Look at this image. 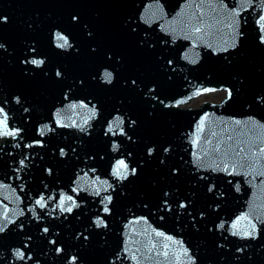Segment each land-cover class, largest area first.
I'll list each match as a JSON object with an SVG mask.
<instances>
[{"label":"water","instance_id":"95a60500","mask_svg":"<svg viewBox=\"0 0 264 264\" xmlns=\"http://www.w3.org/2000/svg\"><path fill=\"white\" fill-rule=\"evenodd\" d=\"M0 17V130H20L0 135V264H264V0H0Z\"/></svg>","mask_w":264,"mask_h":264},{"label":"snow or ice","instance_id":"6c2138e0","mask_svg":"<svg viewBox=\"0 0 264 264\" xmlns=\"http://www.w3.org/2000/svg\"><path fill=\"white\" fill-rule=\"evenodd\" d=\"M5 19L6 18H4V17H0V20H5ZM77 19H78L77 17H75V16L73 17L74 21L77 20ZM261 20L264 21V17H261ZM200 30L201 29L199 27L194 29V31H196V32H199ZM89 35H91V33H89ZM56 39L58 41V45H57L58 47H60V48L70 47L68 38L66 36H64L63 34L57 33L56 34ZM0 46H2V45H0ZM233 46H235V45H233ZM33 51H35V50L33 49ZM24 63H32V64H34L36 66H40V65H42L44 63V61L42 59H32L30 61L26 60V61H24ZM55 75L57 77H61L62 73H61L60 70H57L55 72ZM104 76H105L106 82L111 83L112 73L106 71L104 73ZM130 83L135 85L136 81L135 80H131ZM228 94H229V96H231V92L230 91H229ZM16 99H17V103H19L20 102L19 98L17 97ZM154 99H158V97H154ZM159 102L161 104L164 103L163 100H160ZM261 102L264 103V97L261 98ZM5 103H7V102L5 101ZM165 106H167V105H165ZM73 107H75V105H73ZM81 107H87V105H81ZM25 111H28V110L25 109ZM92 114L95 115V106L94 105L92 107ZM0 117H2V118H0V126H2L3 129H7V127H8V116H7L6 112H5L4 107H0ZM123 123H124L123 119L119 118V124H123ZM130 123L134 124L135 121H130ZM237 123H239V122H237ZM19 131H20L19 129H16L15 131H3V130H0V135H3V136H15V135H17V133ZM108 131L109 132H113V129H112L111 125L109 126ZM119 132H120L121 135H126V133L124 132V129L122 127H119ZM113 134L115 135V133H113ZM128 138L131 139V137H128ZM229 139H231V137H229ZM114 147H115V145H114ZM147 151H148L149 154H151L154 151V149L153 148H148ZM164 151H167V149H164ZM216 151L217 152L220 151L219 146H217ZM241 151H243V149H241ZM262 151H264V150H262ZM61 154L62 155L64 154L62 150H61ZM239 154H240L239 152L236 153L237 156H239ZM227 157H228V153L224 152L223 153V158L227 159ZM20 163L23 164L24 161L21 160ZM217 167H220V165H217ZM231 167H232V169L234 171L235 170V164H233ZM222 170L225 171V172H229V165L227 163H225ZM136 172H137V169L135 167H132L130 169V171H129V165L127 163H125V161L123 159H121V160H118L116 162L113 174L115 176H117L118 178H120V179H126L128 174L135 175ZM229 174H232V173L229 172ZM165 196H167V193H165ZM48 199L51 200V199H54V197L50 196V197H48ZM107 199H108L109 202L111 201V197L110 196L107 197ZM66 200L71 201L72 197L68 196V197H66ZM64 202H65L64 200H61L59 202V205H58L60 207V210L63 211V212H69L70 213V212L73 211V208L76 207L75 202H73L72 205H70L68 207H63ZM164 203L166 205L167 201L165 200ZM35 204L38 205L41 208H44V207H46L47 201L45 200L44 196L41 195L38 199L35 200ZM180 207H187V205L181 204ZM109 211H110V209L107 207V205H105L103 207V212L108 213ZM240 219H247V217H241ZM238 223H239V221L234 222L231 225V227L236 229L238 227ZM96 224H97L98 227L99 226H104V227L107 226L105 224L103 218H98L97 221H96ZM5 227H6V225H5ZM219 227L223 228L224 225L220 224ZM252 227H253V230H254L255 226L253 225ZM3 231H4V227H0V232H3ZM43 231L44 232H48L49 230L47 228H44ZM237 234H238V232H233L232 233V235H237ZM239 234L243 235L244 237H251V236H253V231H244V232L239 233ZM156 235L157 236H164V233L157 232ZM85 239H86V237H85ZM167 239L171 240L172 237L169 236V237H167ZM51 243L55 245L57 242L55 240H53V241H51ZM166 247H167V245H165V248ZM56 251L59 252V251H62V249L60 247H57ZM240 251H242V249H240ZM16 255L18 257H20L21 259H23L24 256H25V253L23 251L17 250ZM164 255H167V252H164ZM72 259H73V261H75L76 257H72Z\"/></svg>","mask_w":264,"mask_h":264},{"label":"bare ground","instance_id":"6f19581e","mask_svg":"<svg viewBox=\"0 0 264 264\" xmlns=\"http://www.w3.org/2000/svg\"><path fill=\"white\" fill-rule=\"evenodd\" d=\"M215 93H217V94H215ZM208 94H215V95H214L215 97H213V98H211V99H214V98L218 99L219 97L222 96V91H214V92L204 93V94H202L201 96H199L198 98H196L195 100H193L192 102H190V103L187 104V105H191V106L197 105V103H198L200 100L205 99V97H206ZM208 100H209V99H208Z\"/></svg>","mask_w":264,"mask_h":264},{"label":"rangeland","instance_id":"374dc122","mask_svg":"<svg viewBox=\"0 0 264 264\" xmlns=\"http://www.w3.org/2000/svg\"><path fill=\"white\" fill-rule=\"evenodd\" d=\"M215 94H217V93H215ZM215 94H208V95L205 97V99H209V100H213V101H214V100H218L219 98H218V99H216V98L211 99V98L215 97V96H214Z\"/></svg>","mask_w":264,"mask_h":264}]
</instances>
